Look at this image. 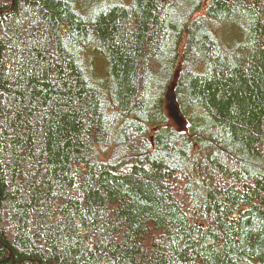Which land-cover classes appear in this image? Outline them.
I'll return each instance as SVG.
<instances>
[{
    "label": "trees",
    "instance_id": "trees-1",
    "mask_svg": "<svg viewBox=\"0 0 264 264\" xmlns=\"http://www.w3.org/2000/svg\"><path fill=\"white\" fill-rule=\"evenodd\" d=\"M0 264H264V0H0Z\"/></svg>",
    "mask_w": 264,
    "mask_h": 264
},
{
    "label": "water",
    "instance_id": "water-1",
    "mask_svg": "<svg viewBox=\"0 0 264 264\" xmlns=\"http://www.w3.org/2000/svg\"><path fill=\"white\" fill-rule=\"evenodd\" d=\"M168 101L169 113L172 115V117L176 118L178 122H182V117L180 115L179 108L175 101L174 94L172 91H170L168 94Z\"/></svg>",
    "mask_w": 264,
    "mask_h": 264
},
{
    "label": "rangeland",
    "instance_id": "rangeland-1",
    "mask_svg": "<svg viewBox=\"0 0 264 264\" xmlns=\"http://www.w3.org/2000/svg\"><path fill=\"white\" fill-rule=\"evenodd\" d=\"M103 61V60H102ZM97 63H100L101 64V61H98ZM169 102V101H168Z\"/></svg>",
    "mask_w": 264,
    "mask_h": 264
}]
</instances>
